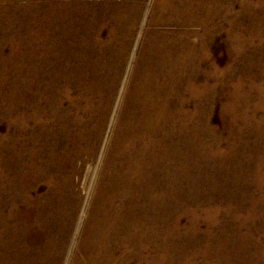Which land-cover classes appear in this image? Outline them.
I'll return each instance as SVG.
<instances>
[{
  "label": "bare ground",
  "instance_id": "1",
  "mask_svg": "<svg viewBox=\"0 0 264 264\" xmlns=\"http://www.w3.org/2000/svg\"><path fill=\"white\" fill-rule=\"evenodd\" d=\"M4 2L8 0H0V11ZM235 2L153 0L149 27L122 93V71L145 0H33L24 6L18 36L0 40L6 69L0 85L7 87L6 94L1 88L0 99L7 98L10 104L7 132H0V264L62 263L82 196L72 186H60L52 171L69 164V176L79 173L98 153L97 184L68 264H193L199 214L195 208L187 210L193 215L190 232H179V211L168 215L177 197L172 185L180 181L179 190L194 200L202 193L195 186L202 177L190 173L187 151L196 167L216 157V151L204 150V136H214L218 144L221 139L214 127L204 124L212 114L201 105L209 91H201L206 84H195V76L216 78L217 67L211 62L203 68L202 63L222 28L218 21L227 17ZM242 6L249 9L248 0ZM4 14L0 31L7 34L12 14L7 10ZM31 18L33 24L28 23ZM167 25L180 28H161ZM238 36L228 28L227 39L237 51ZM14 62L15 77L4 82L7 66ZM185 75L194 79L184 83ZM185 89L183 103L179 99L174 108L167 106L172 90ZM238 89L229 93L232 99L238 97ZM20 92L26 96L18 98ZM188 98L195 109L185 108ZM34 101V108L18 109L21 102ZM223 105L220 124L253 120L231 102ZM261 164L254 175L258 180ZM41 179L46 186H39ZM216 184L211 188L229 187ZM231 209L229 204L227 213ZM219 211L207 206L201 215L210 225ZM256 211L237 217L239 223L241 219L256 229L259 223L250 218ZM260 226L264 228L263 223ZM232 227L233 232L220 231L214 246L200 249L198 254L207 257L203 264H264V248L240 234L237 224ZM175 233L180 240L173 244L167 238ZM251 245L257 252L250 250ZM173 252L180 254V260L173 258Z\"/></svg>",
  "mask_w": 264,
  "mask_h": 264
},
{
  "label": "rangeland",
  "instance_id": "2",
  "mask_svg": "<svg viewBox=\"0 0 264 264\" xmlns=\"http://www.w3.org/2000/svg\"><path fill=\"white\" fill-rule=\"evenodd\" d=\"M243 1L244 0H237V2L231 6V11L227 17L225 19L222 17L218 21V27L220 28L221 26L222 28H220L214 43H211L212 45L209 47L206 60L202 63V67L207 68L209 66L207 63L212 62V64L217 67L215 74L216 78L219 77V79L216 80L215 78L212 81H207L202 75L195 76V84H206V86L201 87V91H209L207 97L201 101V105L204 106V108L212 109L211 120L208 123L204 122V124L207 127V124H209L212 128L214 127L218 133L217 137L221 139L220 144H218L214 139V136H212L213 138L208 135L204 136L206 139L205 141H207V146L204 147V150L208 153L216 151V157L209 161L203 160L200 165L201 167H196L194 163L195 158L190 157L191 151H187L190 160V163H188L190 173L193 176L199 175L202 177V179L198 180L195 184V186H199L202 193H200L194 200L190 199L188 193H184L179 190L181 185L180 181H177L172 185L177 190V197L171 204V210L168 211V215L172 216L173 211H179L181 219L179 232L184 234L190 232L193 215L192 211L187 212V210L195 208V210H197L196 212L199 214V219L193 232L195 238L193 243L194 246L192 244L193 248L191 249V252L195 254V258L192 260L193 264L205 263V261H207V257L198 254L200 249H202V247H207L208 245L214 246L218 242L220 231L226 228L228 232H233L234 228L232 226H234V224L239 226L237 230L240 234H247L253 242H257L259 244V249L264 248V228L260 226V223L264 224V199L259 201V197L262 196V198H264V122L261 121L264 118V107H257V105L264 103V0H248L250 8L247 10H244L242 6ZM30 2L32 3L33 0H8L7 3L4 2L5 6L4 9L0 11V17L5 15L4 12L6 13V10L9 11V13L12 14V27L7 31V34L0 31V40L6 35L9 37L18 36L20 33V24L25 18L24 6ZM152 2L153 0H145V6L140 17V21L135 29L133 43L127 56V63L124 65L122 71L123 77L120 82L121 93L126 86L125 82L128 81L127 79H129L131 73L130 71L132 70L140 52L144 33L149 27L148 20L151 19L153 14L151 10ZM32 10L33 9L30 11ZM33 22L32 18L28 21V23L31 24H33ZM230 27H233L234 33H237L240 36H238L239 38L235 42V45L238 47V51L233 49L231 42L227 39V31ZM246 27L247 29H245ZM161 28L175 29L177 31V28L180 27L176 25H167L162 26ZM16 41L20 42L19 38H16ZM1 49L2 47H0V78L3 73L6 72V69L3 67L5 63L2 59ZM236 52H239V54ZM248 63L253 64L247 68L245 65ZM25 64L31 65L32 62H25ZM13 66L14 71L10 73V67ZM7 67L9 70L7 74L4 75V80L6 78L4 82H9L13 79L17 72L16 70H18L17 63L15 62L12 65L9 64ZM183 77L186 78L184 83H187V81L191 78V76L188 75ZM210 84L213 86H210ZM17 85L19 84L17 83ZM183 85L187 87L186 84ZM234 87H239L238 97L232 99L229 93L233 92ZM1 88L3 93L6 94L4 88L7 87L4 86L3 88V86L1 87L0 85V90ZM172 92L173 94L169 95L168 100H166V104L167 106L174 108L173 105L177 100L181 99L183 103L184 98L187 97V93L186 89L185 91L172 90ZM19 94L18 98L26 96L25 92H20ZM72 94L77 95L76 89H73ZM240 94H243V96ZM246 98L249 101L248 103ZM230 102L233 106L235 105L234 109H240V112H242L241 110L247 111L248 114L253 117V122L247 121L244 123L242 120H239L238 123H234V125L228 124L229 121L223 125L220 124L219 118L221 116V110L224 106L223 104ZM245 103L246 105L243 106ZM184 104L186 109H195L194 101L191 100V98L184 101ZM9 106L10 104L7 98L0 99V132L2 135L7 132V118L10 117L8 112ZM35 106V101L28 104L21 102L18 109L22 110L29 107L34 108ZM229 111L233 110L230 109ZM215 117H217L219 122L214 120ZM226 117L229 119V116ZM31 125L32 122H29L28 126L30 127ZM228 125H230V128H228ZM11 129H13V127ZM109 129L110 127L106 130L107 135L109 133ZM14 135L16 137L18 136V134ZM19 144L20 139L16 143L17 147L20 146ZM221 146L223 149L220 148ZM99 158L100 153H98L94 159H90L83 166L82 171L79 173H73L70 176L69 173L71 166L69 164L67 166H62L61 171H52V173L56 175L60 186H72V188H74L82 196L76 217L70 227L66 255L61 264H68V262H70L71 253L74 251L76 242L79 239L80 227L85 219V207L91 202L94 188L97 184L98 171L100 169L98 163ZM259 160L262 164L260 166L261 171L258 180L254 175L256 174L257 166L261 163ZM167 183L168 177L166 176V187H168ZM215 184L216 186L229 187H227L228 190L227 188L212 189L211 186H215ZM260 185L261 187H259ZM39 186H46L43 179H41ZM230 192H232V196H229L231 194ZM252 197H254V202L256 201V203L251 200ZM252 203L254 204L252 205ZM229 204L232 209L229 213H227L226 208ZM207 206H217L220 209L217 218L210 225L206 223L201 215L203 213L202 208ZM254 210H257V214L252 215L250 218H254V224L259 223V225L256 224V229L253 226L249 227L243 225L241 219L239 223L237 217H247L246 215H251V211ZM167 239L173 244L180 240L177 233L174 234L173 238ZM250 250L257 252V248L254 245L250 246ZM153 254L157 255L158 252L154 250ZM172 256L176 261L180 260L179 253L173 252Z\"/></svg>",
  "mask_w": 264,
  "mask_h": 264
}]
</instances>
